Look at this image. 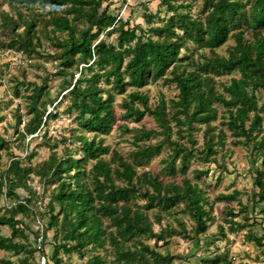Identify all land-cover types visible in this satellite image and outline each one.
I'll list each match as a JSON object with an SVG mask.
<instances>
[{"label":"trees","instance_id":"trees-1","mask_svg":"<svg viewBox=\"0 0 264 264\" xmlns=\"http://www.w3.org/2000/svg\"><path fill=\"white\" fill-rule=\"evenodd\" d=\"M178 1L161 0L174 15L165 24L146 31L139 25L130 27L128 21L114 17L109 12L110 4L104 7V0H10L12 5H40L49 9L50 20L46 22L47 27L52 28L49 39L61 50L58 72L65 78V93L59 103L69 97V112L76 113L81 127L94 135L92 139L80 137L81 159L67 156L59 160L53 154L45 163L49 172L39 173L50 176L53 172L52 176L59 183L54 200L60 206L61 228L64 233L68 228L65 239L75 242L59 245L52 238L43 237L41 254L48 256L53 264L63 263L59 257L62 249L66 254L81 252L88 246L102 249L107 240L116 249L115 258L107 260L97 254L86 264H171L177 257L163 254L148 243L166 240L165 229L157 233L154 225H161L165 215L188 214L199 235L205 233L208 223L213 221L211 212L205 207L209 199L198 182L184 177L182 185L166 183L149 172L138 175L134 164L119 154L114 155L111 162L102 158L110 153L100 137L109 135L117 121L116 97L127 95L130 89L135 91L122 102L123 118L139 123L151 116L160 128V131L127 129V132H135L133 144L136 150L132 155L135 163L147 164L168 146L172 150L163 161L166 171L171 176L177 175L176 163L180 161L179 172L186 175L194 151L173 139V123L177 138L191 141L197 130L195 125L206 126L200 158L205 163L217 162L220 151L226 147L225 131L220 129L217 134L218 127L212 125L218 119V106H221L229 118L225 126L237 138L235 144L252 147L264 166V103L260 105L258 95L264 93V0H204L199 18L189 12L179 13L180 9L191 8V4L176 5ZM3 16L13 26L12 32L14 37L17 36L15 44L33 51L36 21L21 16L15 20L8 14ZM153 19L152 15L146 17L148 23ZM21 25L25 26L26 32L17 35ZM58 34L66 37L60 39ZM114 37L116 42L112 41ZM231 38L234 46L228 56L218 55L216 50ZM189 43L209 50L211 56L200 61L191 55L183 57L182 51H188ZM188 60H191L190 64L184 65ZM222 75L231 78L218 81L216 78ZM159 81L175 85L179 93L170 103L162 99L152 108L149 97L140 91ZM43 92L44 89H40L32 95V118L27 133H36L43 124L46 126L50 117L57 118V114H47L39 107ZM154 138L162 140L156 144H142ZM88 161L95 163L90 171L84 169ZM8 170L18 179H12L11 185L5 178L0 180V195L14 196L31 170L22 169L19 163H14ZM256 173L254 186L258 191L253 194L251 208L254 216L261 217L264 224V170L257 169ZM205 174L197 171L196 179ZM67 179L75 183H68ZM5 187L7 192L4 193ZM242 195L241 191L235 190L220 195L217 202H239L243 212L248 213L249 204L239 201ZM181 205L184 208L175 211ZM151 210H157L153 219ZM234 212L232 209V214ZM26 213L27 206L21 203L10 215H0V227L11 230L10 237L0 236V252L21 251L23 246L16 240L24 239L25 234L17 216ZM59 215L52 216L50 228L59 225ZM106 220L110 221L114 231L109 232L104 227ZM237 228L241 229L242 225ZM29 230L38 234L33 228ZM236 231L233 229L232 232ZM249 236L259 247H264V235ZM49 246L55 248L53 257L45 253ZM0 264L14 263L4 258Z\"/></svg>","mask_w":264,"mask_h":264},{"label":"rangeland","instance_id":"rangeland-1","mask_svg":"<svg viewBox=\"0 0 264 264\" xmlns=\"http://www.w3.org/2000/svg\"><path fill=\"white\" fill-rule=\"evenodd\" d=\"M104 7L110 4L109 12L121 21H128L130 27L141 26L148 31L150 27H159L167 22L174 12L169 11L167 6L161 4V0H104ZM204 0L195 2L179 0L176 5L191 4V8L180 9L179 13H191L193 17L199 18L202 15ZM250 6L247 7V10ZM4 14L18 20L23 17L25 20L34 19L37 23L36 35L33 38V51L26 49L22 44L16 45V37L12 32L13 26L10 21H5ZM153 16L151 23L146 21V17ZM50 20L49 9L42 8L40 5H21L10 3V0H0V180L6 179L11 185L14 174L9 173V168L14 163H19L22 169L31 170L26 175L22 186L15 190L14 196L0 195V215H10L12 210L19 204L27 206V213L20 214L17 219L22 221L20 227L25 234V238H18L16 243L23 246L19 253L0 252V260L8 259L14 264H37L41 251L37 249L41 237H50L57 244H75L65 239V233L61 228L62 216L60 206L54 200L55 194L59 190V183L52 176H43L39 173L49 172L45 163L51 160L53 154L61 160L67 156L75 159L82 158V148L79 141L80 137L92 139L93 134L87 133L76 120V113L69 112L71 102L66 97L61 103L60 100L65 93L64 75L58 72L60 64L59 56L61 50L49 39L51 27H47L46 22ZM25 26L21 25L17 35L25 34ZM37 36V38H36ZM52 36V34H50ZM60 39L66 35L58 34ZM250 37V36H248ZM112 41L116 42L114 37ZM40 44V45H39ZM234 46V40L216 50L222 57H227L228 52ZM187 49L182 51V56L191 55L196 61L205 60L210 57L209 50L198 48L192 43L187 44ZM191 60L184 62L189 65ZM231 77L222 75L216 78L218 81H227ZM44 89L43 95L39 99V107L47 114H57V118H49L46 126H41L36 133H27V126L32 118L30 114L35 91ZM135 90H129L128 94ZM141 93L149 97V104L155 108L162 99L168 103L178 96V89L175 85H165L162 81L152 83ZM127 95L117 96L114 112L117 121L113 125L111 133L101 136L105 146L109 147L110 153L102 158L111 162L114 155L119 154L132 164H134L138 175L149 172L153 176H160L166 183H176L182 185L184 177H188L194 182H198L200 187L209 199L206 205L207 211L211 212L213 221L208 223L207 231L203 234H196L195 223L188 214H178L177 216H164L161 225H154V229L159 233L165 229L166 240L157 243L150 240L148 243L163 254H171L176 258L171 264H264V247H259L250 240V234L257 237L264 235V224L261 217H255L251 200L254 192L258 191L254 186L257 176V169L264 170L262 161L255 156L252 147L243 144H235L237 138L232 136V132L225 126L229 120L228 114L218 106V119L212 125L218 127L216 133L222 129L226 133L225 149L220 151L216 158L217 162L205 163L200 158V153L204 147V133L206 126H198L193 132V141L188 138L178 139L176 136L177 128L173 125V139L187 145L194 151V156L188 165V172L182 175L180 161L176 163L177 175L171 176L166 171L165 161L171 154V147L166 146L161 154L154 157L147 164L139 165L135 163L132 155L136 150L133 144L135 132L140 130H157L160 128L151 116H146L141 122L123 118L124 111L122 102ZM260 105L264 103V93H258ZM170 111V108L168 109ZM264 115V112L262 113ZM264 133V123H263ZM185 137H188L187 134ZM162 138H154L150 141H143L142 144H156ZM94 162L88 161L84 169L90 171ZM117 164L113 163V167ZM197 171H204L205 175L196 179ZM73 175V174H72ZM74 184V180H68ZM117 184H122L117 181ZM235 190L243 193L240 200L244 205L250 206L249 212H243L239 202H217V198L222 194H231ZM7 188H4V193ZM145 204V202H140ZM184 208L181 205L175 211ZM232 209L234 213L232 214ZM157 210L149 213L151 219ZM257 213V211H256ZM59 215V225L50 228L52 216ZM185 226H182L180 222ZM41 222V225L38 223ZM242 228H237L238 225ZM44 227V228H43ZM104 227L114 231L110 221L106 220ZM29 228L35 229L38 234H32ZM236 229V232H232ZM0 236L10 237L11 230L8 227H0ZM88 246L81 252L66 254L62 249L59 257L62 264H86L92 256L100 254L107 260H113L116 249L109 240L106 241L102 249H93ZM48 251V252H47ZM55 248L48 247L45 253L54 256ZM52 259V258H51ZM53 264V261H52Z\"/></svg>","mask_w":264,"mask_h":264},{"label":"built area","instance_id":"built-area-1","mask_svg":"<svg viewBox=\"0 0 264 264\" xmlns=\"http://www.w3.org/2000/svg\"><path fill=\"white\" fill-rule=\"evenodd\" d=\"M44 243V239H43V237H41L40 239H39V243H38V246H37V249L39 250V251H41L42 250V247H43V244ZM37 264H52V262H51V260H50V258L48 257V256H46V255H44V254H39V258H38V261H37Z\"/></svg>","mask_w":264,"mask_h":264}]
</instances>
